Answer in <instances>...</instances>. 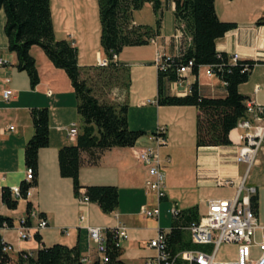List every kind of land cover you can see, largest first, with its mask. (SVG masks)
<instances>
[{
    "label": "crops",
    "instance_id": "crops-1",
    "mask_svg": "<svg viewBox=\"0 0 264 264\" xmlns=\"http://www.w3.org/2000/svg\"><path fill=\"white\" fill-rule=\"evenodd\" d=\"M82 1L60 0L58 5L52 4L50 1L54 35L57 39L69 40L78 47V64L81 67L87 66L80 64L83 45L82 35H79L78 31L81 33L82 31L77 24L83 17L84 5ZM161 1L162 7L165 6L170 11L173 10L172 0H167V3L164 0ZM214 7L220 20L236 23L234 28L216 40V50L227 55L238 53L240 60L264 61V25L256 22L258 18H264V0H214ZM143 8L152 10L150 3H145ZM136 11L133 13L134 22L144 24L145 22L135 17ZM163 21L164 18L161 21L155 52L159 45L165 54L176 55L178 53L177 46L170 40L169 35L165 36L162 33ZM4 23L5 14L3 10H0V58L7 61L6 64L0 66V188L20 185L25 179L24 146L33 134L30 109L46 106L49 110V142L46 147L40 148L38 151L37 182L30 188L29 197L23 199V210L14 221L13 214L17 212V207L14 210L7 209L5 206L0 208V214L11 217L13 227H16L18 219L25 215L26 202L29 201L46 218L48 225L40 231V241L36 238L18 241L16 236H4V240L13 247L14 258L9 253V255L11 254L10 263L15 264L21 253L26 251L34 253L41 245L63 242L71 246L77 245L80 255L88 258V261H84V263L91 264L97 254L85 225L113 226L120 221L127 226L128 234L127 239L121 242L120 259L125 264H141L142 260L152 253L145 245L150 238L156 235V227L157 225L160 227V223L159 219L147 217L140 212L143 206L153 207L155 197L145 187L146 168L135 159L133 150L155 146L156 142L151 136L154 131L150 130L149 133L142 129L145 134L137 139L134 146L111 147L104 150L96 163L89 162L87 154L82 153V163L79 168L80 182L84 185H115L118 188L119 201L117 208L110 213L102 212L96 202L89 201L81 206L78 201L79 195L74 194L71 178L60 175L57 159V152L61 146L74 144L76 141V139L71 140L67 137L70 123L80 124L75 93L70 79L63 69L52 64L39 46L33 45L29 51L35 59L39 81L34 87H31L27 73L16 68L15 52L8 50ZM173 24L175 26L174 22ZM60 32L64 33L63 36L59 35ZM69 34H72L73 38L70 39ZM102 51L101 48V51L97 49L94 53L96 64L98 63L97 57H103ZM122 52L117 57L119 62L123 60ZM148 61L139 60L135 63L146 75L144 80L146 93L154 94L156 90L157 95V70L155 71L156 67L154 66V69ZM6 78L9 80L5 81ZM188 79L190 82L197 80L200 92L205 96L216 97L225 94L221 82L216 77L206 76L203 68H200L197 77L190 74ZM7 88L11 89L13 94L9 99H4L2 91ZM238 90L247 97V100L264 105V62L254 64L248 80L241 83ZM118 99L117 101L126 103V93H121ZM147 99L142 98L140 104L151 105L152 103H146ZM160 109L158 107L157 112ZM128 113L127 111L128 125L130 128L136 129V126L130 124ZM9 126L12 128H8ZM159 126L166 128V141L161 147L164 146L168 151H172L175 147L173 131L170 126L169 128L165 125ZM242 131L237 127L230 131L229 137L233 141L232 145L196 148L194 156L188 162V169L181 175L190 177L194 175L192 184H189L180 175L177 177L174 174L173 160L170 154L165 156L160 154L162 165L166 170V196L161 202L168 204L169 207L171 204H176L179 209L197 206L199 210V205H203L206 211L207 198L233 197L236 194V186L246 171L245 164L237 163L234 159L235 150L240 142L238 135ZM177 144L180 145L181 142ZM181 145L183 146V144ZM253 166L257 168L248 183ZM261 166H264V147L250 167V172L246 174L245 181L246 184L256 187L258 216L259 208L264 205L262 190L264 180ZM226 179L232 180L233 183L228 185L220 183ZM20 200H18V204ZM82 214H86V218L80 221L79 217ZM62 228H65L67 233H62ZM142 231L147 232V236L143 239L138 236V233Z\"/></svg>",
    "mask_w": 264,
    "mask_h": 264
},
{
    "label": "trees",
    "instance_id": "trees-1",
    "mask_svg": "<svg viewBox=\"0 0 264 264\" xmlns=\"http://www.w3.org/2000/svg\"><path fill=\"white\" fill-rule=\"evenodd\" d=\"M175 28H180L184 39L179 54L172 56L164 71H157V105L195 106V147L231 145L230 131L246 114L247 97L241 94L238 86L246 82L252 67L260 60L228 61V55L217 52L216 40L236 26L235 22L220 20L216 14L214 0H172ZM151 3L155 15L154 25L135 23L133 12ZM0 10L5 14L4 33L8 50L15 52L16 68L25 71L29 84L34 87L39 76L35 59L30 47L39 46L52 64L65 71L70 79L76 98V109L80 128L74 144L63 145L58 149L59 173L72 180L75 195L84 193L89 201L96 202L104 213L114 211L118 206V188L115 185H84L79 180V168L82 153L88 161L96 163L104 150L111 147H132L137 139L145 134L142 129H132L128 125V105L125 102H110L97 96L89 84L88 72L113 71L124 80L128 69L125 64L113 59L126 46H140L149 43V39L160 34L162 21L161 0H97V12L100 23V45L108 60L107 66H84L78 64V48L66 39H57L50 7V0H0ZM264 25V18L256 21ZM186 37V38H185ZM187 37H189L187 39ZM193 62L192 71L197 74L199 66L211 65L226 82L223 96H205L200 92L197 80L191 83V91L184 96L169 94L166 81L176 79V69L180 65ZM85 75L84 77L82 75ZM125 92L129 82L123 81ZM30 117L33 134L24 146L25 165L33 170V180L20 183L21 193L36 184L38 175V151L49 142V110L46 106L32 107ZM0 203L13 210L18 199L13 198L8 186L0 191ZM251 207L257 208L256 196L251 197ZM31 203L26 202L28 213ZM200 213L197 206L181 209L171 218L170 231L166 235L167 250L173 254L184 249H204L191 241L185 227L197 221ZM5 223L13 226V220L0 214V227ZM41 240L39 234L35 235ZM122 249L116 245L115 238L107 239L109 261L104 264H125L120 255ZM11 257L3 251L0 231V264H9ZM15 264H85L77 245L53 242L41 245L32 255L21 256ZM91 264H101L98 260Z\"/></svg>",
    "mask_w": 264,
    "mask_h": 264
},
{
    "label": "built area",
    "instance_id": "built-area-1",
    "mask_svg": "<svg viewBox=\"0 0 264 264\" xmlns=\"http://www.w3.org/2000/svg\"><path fill=\"white\" fill-rule=\"evenodd\" d=\"M181 30V29H180ZM176 35L181 36V31ZM71 37L72 34H69ZM155 43V39L152 41ZM178 49V54H179ZM175 55H166L156 51L154 64L158 71H164L170 63L171 57ZM113 54V59H116ZM238 53H234L232 61L236 62ZM108 61L104 59L100 65H104ZM7 61L0 58V66L6 64ZM193 62L189 60L177 67V79L166 84V89L176 95L186 94L191 91V84L187 76L192 73ZM205 73L207 76H217L211 65L206 66ZM183 77V78H178ZM219 77V76H217ZM6 81L9 79L6 78ZM221 84L225 86L226 82L221 79ZM13 94L12 90L7 88L2 91L4 99H9ZM147 103H155L154 99H147ZM8 128H12L9 126ZM237 128L242 129V133L238 135L239 143L235 161L246 163V170L250 168L259 149L264 147V105L246 101V114L237 123ZM79 132V126L76 122H71L67 137L75 140ZM165 128L160 126L156 130V135L152 139L156 140L155 146H148L141 149H134L135 159L146 168L145 187L151 191L155 197L153 207L143 206L140 212L156 220L160 216V202L166 196L165 192V170L162 165L160 146L165 141ZM154 140V141H155ZM169 160V158H167ZM34 178L33 170L26 167L24 181L30 182ZM246 173L241 177L237 184L236 194L233 197H211L206 199V211L200 214L197 221L185 227L189 233L190 239L195 244H200L204 249H184L176 253H169L167 250L166 235L170 231V227H156V235L150 238L145 247L152 251L146 256L141 264H264V220L261 221L258 214L251 207V197L256 194V187L245 184ZM221 184L228 185L232 181H221ZM11 196L14 198H26L30 195V187L25 193H21L19 185L9 187ZM78 201L80 205L89 202L88 197L84 193H80ZM181 209L176 204H171L167 210L170 217H176ZM86 214H82L80 221L85 220ZM117 217V216H116ZM36 222L32 223V219ZM18 227V237L20 240H28L35 233L47 226L46 218L31 206L28 216L20 219ZM89 239L94 243L95 252L97 254L94 260H98L101 264L107 263L109 257L107 254V239L109 235L115 238L117 246L121 247V242L127 239V226L118 221L113 226L104 225H85ZM8 228L3 223L0 230ZM62 232L67 233L66 229ZM3 240V251L8 252L12 249V245ZM222 244H231L235 247V255L233 258L225 257L217 258V251ZM32 255L27 252L23 256ZM82 261H88L87 257H81Z\"/></svg>",
    "mask_w": 264,
    "mask_h": 264
},
{
    "label": "rangeland",
    "instance_id": "rangeland-1",
    "mask_svg": "<svg viewBox=\"0 0 264 264\" xmlns=\"http://www.w3.org/2000/svg\"><path fill=\"white\" fill-rule=\"evenodd\" d=\"M50 1L52 2V4L55 3L57 5L60 2V0H50ZM164 1H165V3H167V0H164ZM147 3H149V2H147ZM82 4L84 5L83 17L79 21V23L77 24L79 29H81V31H82V33L80 31H78L79 35H82L81 41H82V45H83V47H81L83 49L82 50L83 54L80 57V64L87 65V66H89V65L90 66L91 65L107 66L108 61H106V63L104 65H100V62H98L96 64L95 58H94L95 51L97 49H100V51H101V45H100V40H99L100 23H99L98 12H97V0H83ZM162 10H163L162 18H164L162 33L165 36L169 35L170 40L173 43H175V45L177 46V49H180L182 44H183L184 36H183V33L180 30V28H175V26L173 24V22H174L173 10L170 11V9L168 7H165V6L162 7ZM135 17L138 20L145 22L144 24L148 23L150 25H154L155 15H154L153 11L151 10V8H143V9L140 8V9H138L136 11ZM178 31H181V36H179V37L176 36L179 33ZM63 34L64 33H62V32L59 33L60 36H63ZM69 37H70V39L73 38L70 35H69ZM157 37H158V35L151 37L149 39V43L146 45L126 46V48L124 47L122 49L123 52L121 51L122 52L121 55L123 56V60L121 62L126 65V67L128 69V73H129V74H127V77L124 76L125 82H129L127 92H125V89H124V84H123L124 80L121 77L118 78V76H116V73L113 71L103 70L101 72H94L95 70H93V71L88 72V75L91 79L89 81V84L92 85L93 91L97 96L103 98L104 100L110 101V102H119L117 100H119L118 97H120V94L123 92L126 93V104L128 105V109H129L128 114L130 115V120H131L130 124L132 126H136L135 127L136 129H139V128L144 129V130H147L149 133L151 131H154L151 135V136H153V135H156V130L158 128V125H165L167 128H169V126H170L171 130L173 131V138L175 139V142H174L175 147L173 148L172 151H170V150L168 151L167 149L164 148V146L163 147L160 146L161 148L159 150H160V154L162 156H165L166 154L171 155L172 160H173V167H174L173 172L177 177H179V175L180 176L183 175V173H185L186 170L188 169V162L194 156L195 151H196V147H195V116H196L197 111H196V108L194 106L157 105V103H156V90H155L154 94H147L146 93L145 85H144V80H145L146 75L143 73L142 69L137 66V64L135 62H138L139 60H149L151 65L153 67L155 66L154 57L156 54L155 47L158 44ZM153 38L156 41L155 43L151 42ZM188 38L189 37H187V39ZM157 50H160L161 53L165 54L161 50L159 45L157 46L156 51ZM217 52L219 53L221 51H217ZM102 54H103L102 55L103 57L102 58L97 57V60L100 59V61H102V60L106 59V56H105L103 51H102ZM176 55H178V53ZM116 56L118 57V55H116ZM117 57L115 60H117ZM232 57H234V53H231L228 55V61L230 63H236V62L232 61V59H231ZM238 60H240L239 57H238L237 61ZM152 61H153V63H152ZM206 66L207 65L199 66V68L197 70V74H195L193 71H192L193 74L192 73H190V74L197 77L198 71L200 70V68H203L204 73H205ZM155 67H154V69H155ZM156 70H157V68L155 69V71ZM216 74L219 77H217V76H213V77H216L221 82V79H222L221 76L218 73H216ZM176 75H177V73H176ZM189 75L187 76V78L189 77ZM205 75H206V73H205ZM82 76L84 77L85 75L83 74ZM208 77H210V76H208ZM178 78H183V77L178 76ZM176 79H177V77H176ZM176 79H174V80H176ZM174 80H171V81L168 80V81H166V84H167V82L170 83ZM192 82H194V81H192ZM192 82H190V84ZM167 92H168V90H167ZM168 93L171 94L170 92H168ZM186 94H188V93H186ZM186 94H180L177 96H184ZM174 95H176V94H174ZM142 98L143 99L155 98L154 99L155 103H153L151 105L148 104V105L143 106L140 104V100ZM146 103H147V100H146ZM158 107L161 108L159 110V112H157V110H156ZM77 124L80 127V124L79 123H77ZM235 127H237V124ZM165 133H166V128H165ZM164 137H165V134H164ZM165 141H166V139H165ZM165 141H164V143H165ZM155 142H156V140H155ZM178 142H181V144H183V146L181 144L178 145L177 144ZM231 142L233 144L232 139H231ZM174 144H173V146H174ZM161 145H163V144H161ZM238 147L239 146H237V149H238ZM237 149L235 150L234 159H235V155L237 153ZM261 150L262 149H259V151L257 152V154H256L252 164L250 165V167L253 165L257 155H259ZM237 163H243V162H237ZM243 164H245V167L247 166L246 163H243ZM256 168H257L256 166H253L252 171L248 177V181H247L248 183L251 181V179L254 175V170ZM261 168L263 171V180H264V166H261ZM249 169L245 171L246 174H248L250 172ZM165 172H166V170H165ZM181 178L186 180L189 184H192V182L194 181V175H192L191 177L189 175H186V176L184 175V176H181ZM226 180L232 181L230 179H226ZM222 181H225V180H222ZM245 184H246V182H245ZM1 188H0V191H1ZM262 190H263V196H264V187L262 188ZM80 195L81 194H79V196ZM254 196H256V194ZM28 197L20 198L21 200L18 199L20 201H19V204L17 205V208H18L17 212H15L13 214V218H14L13 220L14 221L17 220V218L20 216L19 213L23 210L22 209L23 199L25 200ZM1 206H4V205L2 203H0V208H1ZM168 207H169L168 204H164V202H161V204H160V217H159V223H160L161 228H168L170 226L171 218H170V215L167 211ZM33 208L36 209L35 207H33ZM3 211H5V210H3ZM199 212L204 213L205 212V206L199 205ZM27 216H28V213L25 212V215L18 219V225L16 227H13V226L9 227L8 226V228L0 230L1 234H2V238H4V236H7V237L16 236L18 241H24V240H20V238L18 237V227L20 226V223H19L20 219H23ZM259 216L261 218V221H263L264 205L259 208ZM35 222H36V220L33 218L32 223H35ZM47 225H48V223H47ZM64 229L65 228H62L61 232ZM40 231L41 230H39L37 233H35L32 238H36L35 235L39 234ZM62 233H65V232H62ZM146 234H147V232L142 231L141 233H138V236H139V238L143 239V238H145V236H147ZM32 238H30V239H32ZM12 250H13V247L7 253H11L13 255V258H14V252H12ZM27 252H29V251H26V252L21 253L19 255L23 256ZM31 253L33 254V252H31ZM11 254H10V256H11ZM234 255H235V247H233L231 244H222L219 247L216 256H217V258H224V257L233 258ZM9 264H13V263H9Z\"/></svg>",
    "mask_w": 264,
    "mask_h": 264
}]
</instances>
